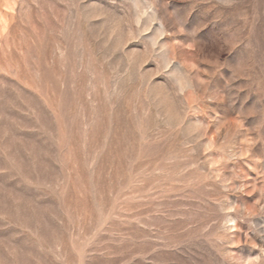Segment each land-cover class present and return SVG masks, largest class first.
<instances>
[{"label":"rangeland","instance_id":"rangeland-1","mask_svg":"<svg viewBox=\"0 0 264 264\" xmlns=\"http://www.w3.org/2000/svg\"><path fill=\"white\" fill-rule=\"evenodd\" d=\"M0 264H264V0H0Z\"/></svg>","mask_w":264,"mask_h":264}]
</instances>
